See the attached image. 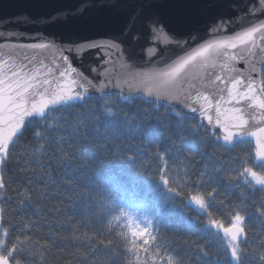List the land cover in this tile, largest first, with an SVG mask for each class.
Listing matches in <instances>:
<instances>
[{"label": "snow or ice", "instance_id": "6c2138e0", "mask_svg": "<svg viewBox=\"0 0 264 264\" xmlns=\"http://www.w3.org/2000/svg\"><path fill=\"white\" fill-rule=\"evenodd\" d=\"M123 6V0H79L75 7H67L51 16L40 18L50 23L66 24L68 27L66 36H49L47 39L50 43L0 44V189L5 187L4 171L10 162L16 160L18 146L21 141L29 140V126H31V143L35 145L33 155L36 157L32 163L41 169L44 165L40 155L45 154V145H56L57 151L63 157L61 162L66 163L70 156L78 155L87 144H92L94 147L103 145L115 157L122 159L124 158L122 147L117 141L120 137L131 134L134 129L136 131L143 129L147 136L165 139L160 124L164 123L165 128L171 127L169 116H174L178 121V127L183 126L189 119L182 111H177L173 101L190 108L192 113L198 112L196 107L185 103L189 97L184 96V89L178 81L181 73H185L186 69L193 70L191 79L194 80H202L208 69L218 68L221 73H228L227 77L215 74L214 80L209 77L210 86H216V82L230 84V87L219 88L218 99L204 92H198L192 97L193 102L200 104V117L206 119L209 125L222 129L224 142L232 144L236 137L241 140L246 136L254 137L260 149L257 151V157L264 159V143H261V139L264 138V126L256 131L251 129L245 131L249 124L245 108L224 107V105H240L243 101H248L250 108L260 110L256 117L257 122L264 123V60L259 61L260 69H257L254 63L251 67V72H258V79L253 78L251 72L247 77L233 76L232 73L239 71L233 62H238L240 57L227 51L247 46L248 56L255 60L253 50L257 46L256 34L260 33V39H264V24L252 25L246 30L228 33L229 24L239 19V14L237 16L217 14L213 10L218 7V0H204L202 7L206 11L198 18L197 24L203 25L208 36L201 38L198 27H173L160 12L155 10L153 0H144L134 9L129 24L112 33L109 30L111 19L105 12L106 10L118 12ZM229 7L236 9L239 6L232 4ZM248 11L251 14L261 13L260 18L264 19V0H252L248 5ZM27 19L35 18L27 16ZM138 19L142 21L143 31H131L134 22ZM222 30V38H211V34ZM0 35L24 34L15 27L5 25L0 30ZM139 39L145 41L141 51L147 49L152 52L154 42L159 41L165 45H172L177 52L175 58L165 60L164 57L172 49L165 47L161 50L160 58L153 62L162 65L159 71L136 72L122 64V70L117 74L113 87L123 88L124 85H128L130 89H143L148 97H153V99H144L142 96L133 97L129 94L123 95V100L136 99L144 105H154L155 108L163 109V113H156L158 119L151 128H144L141 122L150 119L147 112H142L138 107L135 116L120 115L119 113L123 111V107L118 103L121 94L105 91L106 83H93L83 71L79 70L78 65L73 64L74 60L81 61L91 56L100 63H108L112 52L121 53L125 50L129 53L130 62L135 64L136 58L131 55V48L132 43ZM50 44L60 53L59 62L55 60L45 62V59L28 55L26 52L29 49H47ZM80 53H85V56H81ZM101 56L104 57L103 60ZM111 70L110 66L103 74L108 77ZM91 71H95V68ZM185 75L187 76L186 73ZM90 88L94 90L91 93ZM97 92L99 95L96 94ZM114 95L117 96V100H113ZM213 109L215 116L211 114ZM73 112L76 119L68 123L64 118ZM101 121L102 128L96 127L95 122ZM208 131L211 132L210 129ZM202 135L206 141L221 139L219 134ZM166 139L171 140V136ZM109 145L111 148L108 147ZM65 153L68 155H63ZM95 155L94 152L90 153L89 158H95ZM126 160L134 163L131 156L126 157ZM212 170L215 171V168ZM245 173H250L255 183L264 190V175H258L251 168H246ZM34 175H42V173ZM126 175L122 167L118 170L109 169L103 173L100 169L91 168L87 175H82L80 179L84 182V186L90 189L84 193L85 203L95 208V211L86 208V214L92 217L110 216L109 228L123 222L133 238L130 251L135 255L137 250L135 238L143 239L145 245L149 243V237L155 239L151 235L153 225L163 224L168 217L174 215L177 204L170 198H165L163 203H152L146 198L137 199L136 193L131 192L124 182L123 178ZM163 183L168 185L169 181L164 179ZM168 190L174 192L176 196L180 195L174 188ZM190 202H194L200 209L205 208V201L201 196H191ZM2 211L3 209H0V212ZM211 224L229 237L231 259L226 251L223 259L217 264H233V261L235 264H244L240 254V237L244 234V228L241 226L243 217L236 214L229 227L218 225L215 221ZM120 235L123 236L124 233ZM111 242L109 240V243ZM95 251V248L88 249L81 264H92ZM144 251L147 252V249ZM17 252L18 248L15 244L5 247L0 242V264H21V261L13 255ZM261 259L264 260V255ZM129 264H143V262L136 255V260L130 261Z\"/></svg>", "mask_w": 264, "mask_h": 264}, {"label": "trees", "instance_id": "16d2710c", "mask_svg": "<svg viewBox=\"0 0 264 264\" xmlns=\"http://www.w3.org/2000/svg\"><path fill=\"white\" fill-rule=\"evenodd\" d=\"M122 97L118 99L123 107L119 114L135 116L139 107L150 116L141 121L144 128L153 126L157 112L163 113L154 105ZM185 115L189 119L181 127L174 116L168 117L171 127L160 124L163 140L145 135L143 129L120 137L117 143L122 147V159L103 145L87 144L78 155L62 163L56 145H45V154L40 155L43 169L32 163L36 157L29 126V140L21 141L16 160L4 171L0 242L5 247L17 246L18 252L13 255L21 264H81L90 248L96 250L92 264H129L136 255L143 264H217L226 251L231 259L229 238L211 222L229 227L239 214L243 217L240 254L244 264H264V190L250 178V173H245L246 168H251L264 175V163L257 161L254 144L237 141L227 148L220 140L206 141L202 134H212L199 124L198 118ZM64 119L71 123L76 115L73 112ZM95 126L102 128L103 122H95ZM168 136L171 140L166 139ZM93 152L95 158H89ZM128 156L134 163L126 160ZM121 167L127 173L124 182L137 199L163 203L170 198L177 204L174 215L154 225L155 239L147 244V252L136 250L135 255L130 251L132 238L123 222L109 228L110 216L92 217L85 211L95 208L85 203L84 193L90 189L80 177L91 168L103 173ZM169 188L180 195L169 192ZM193 195L203 197L204 209L190 202Z\"/></svg>", "mask_w": 264, "mask_h": 264}, {"label": "water", "instance_id": "95a60500", "mask_svg": "<svg viewBox=\"0 0 264 264\" xmlns=\"http://www.w3.org/2000/svg\"><path fill=\"white\" fill-rule=\"evenodd\" d=\"M79 0H0V30L4 28L5 25H9L18 29L20 33L24 35L20 36H2L0 35V44H16V43H50L47 37L49 36H66L68 34V27L66 24L57 22L50 23L41 17H48L67 7H75ZM124 6L120 11L116 12L114 10H106L105 14L110 17V32H118L121 28L126 27L130 22V17L133 15L134 9L144 2V0H123ZM155 5V10L160 12L163 17L173 26V27H184L192 26L194 28L198 27L200 31L201 38L208 36L205 32L202 24H197L198 18L204 14L206 11L202 5L204 0H153ZM252 3V0H218V7L213 11L217 14L224 16H237L239 14V19L235 20L234 23L229 24L227 28L228 33L239 32L246 30L249 26L264 24V19H261V13L257 12L254 14L249 13L248 5ZM236 4L239 7L232 9L229 5ZM27 14V15H24ZM27 16L34 17V20L27 19ZM19 21V23H18ZM131 31H143L142 21L136 20L133 24ZM42 33L43 35H37ZM223 30L221 32H216L211 34V38H222ZM145 41L139 39L132 43L131 55L136 58V63L132 64L129 59V53L127 50L121 53L112 52L108 63H100L94 56L87 57L81 61H73L74 65H78L79 70L83 71L89 79L95 84L101 82L106 83L105 91L120 93L121 96L131 94L133 97L142 96L146 99H153V97H148L147 93L143 89L129 88L128 85H124L123 88L113 87L116 83L117 74L121 72V65H127L129 69L136 72H147V71H159L162 68L160 64H154L160 58L161 50L165 47L171 48L172 51L168 52L164 57L165 60L170 58H175L177 52L172 45H165L159 41L154 42V48L152 52L147 49L141 51V48ZM256 48L253 50L255 53V60H252L248 56L246 51L247 46L238 47L236 49L227 50L231 54L240 57L238 62H233L234 66L239 69L238 72L232 73L233 76L243 75L247 77L251 72L252 64L256 65L257 69H260L261 65L259 61L264 60V39H260V33L256 34ZM28 55H35L39 59H45V62H50L55 60L59 62L60 53L55 47H50L47 49H37V50H26ZM81 56H85V53H80ZM101 56V60H103ZM111 66V72L109 76L106 77L103 73L108 71ZM95 68V71H91ZM191 69H186L185 73H181L178 81L184 89V96L189 98L185 101L191 107H196L198 109L197 113H192L190 108L184 107L178 101H173L172 103L176 105V109L182 111L183 113L198 118L199 124L206 128L208 131L211 130V134H219L221 139L220 142L223 146L227 148L233 147L237 141L245 142L249 141L254 144L256 150V158L260 163H264V159L257 157V141L256 138L251 136H246L243 140L238 137L234 138V143L227 144L224 142L223 131L213 125H209L207 120L199 116L200 104L194 103L192 97H195L198 92H204L214 98L218 99L219 88L230 87L220 82H216V86H210L211 81L209 77L214 80L215 74H222L227 77L228 73H221L217 69H208L202 80L191 79L192 76ZM253 78L258 79V72H251ZM75 76V74H74ZM186 81V82H185ZM178 85V86H180ZM90 93L93 89H89ZM99 95V93H96ZM182 96V99L184 98ZM243 107L246 110L247 118L249 119V124L245 131L251 129L252 131L258 130L259 127L264 126V123H258L256 117L259 115L260 110L252 109L249 107L248 101H243L240 105H224L225 108L229 107ZM215 116V109L211 113ZM214 123V122H213ZM261 143H264V138L261 139ZM1 217V212H0ZM1 219V218H0Z\"/></svg>", "mask_w": 264, "mask_h": 264}, {"label": "rangeland", "instance_id": "374dc122", "mask_svg": "<svg viewBox=\"0 0 264 264\" xmlns=\"http://www.w3.org/2000/svg\"><path fill=\"white\" fill-rule=\"evenodd\" d=\"M250 178H252L251 177V175H250ZM252 180H253V178H252ZM254 181V180H253ZM155 225V224H154ZM154 225H153V228L151 229V235L153 236V233H154V231H153V229H154ZM128 231H129V229H128ZM129 234H130V231H129ZM131 236V235H130ZM227 237V236H226ZM132 238V237H131ZM227 238H229V237H227ZM133 239V238H132ZM152 238L151 237H149V242H150V240H151ZM135 243H136V246H137V251H144V249L145 248H147V244L145 245L144 243H143V239H141V238H135Z\"/></svg>", "mask_w": 264, "mask_h": 264}]
</instances>
